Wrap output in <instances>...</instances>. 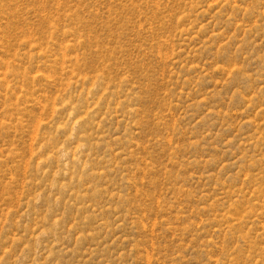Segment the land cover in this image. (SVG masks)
<instances>
[{
  "label": "rangeland",
  "instance_id": "obj_1",
  "mask_svg": "<svg viewBox=\"0 0 264 264\" xmlns=\"http://www.w3.org/2000/svg\"><path fill=\"white\" fill-rule=\"evenodd\" d=\"M0 264H264V0H0Z\"/></svg>",
  "mask_w": 264,
  "mask_h": 264
}]
</instances>
